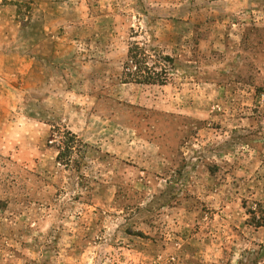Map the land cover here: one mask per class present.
Returning <instances> with one entry per match:
<instances>
[{
	"label": "rangeland",
	"instance_id": "obj_1",
	"mask_svg": "<svg viewBox=\"0 0 264 264\" xmlns=\"http://www.w3.org/2000/svg\"><path fill=\"white\" fill-rule=\"evenodd\" d=\"M0 56V264H264V0H0Z\"/></svg>",
	"mask_w": 264,
	"mask_h": 264
},
{
	"label": "trees",
	"instance_id": "obj_2",
	"mask_svg": "<svg viewBox=\"0 0 264 264\" xmlns=\"http://www.w3.org/2000/svg\"><path fill=\"white\" fill-rule=\"evenodd\" d=\"M136 69H137V71H142V72L146 73V75L143 76V79L146 82H151V81L155 80L153 77H156L158 75V73L154 72V70L150 67H143L142 68L141 66H136ZM58 142L60 143V145H62L64 147V149L62 150V156L65 159V163L72 162L71 158H69L70 157L69 155H70L71 144L73 142L79 143L77 138H75V135H73L69 131H67V132H65L62 140H59ZM82 146H84V145H82Z\"/></svg>",
	"mask_w": 264,
	"mask_h": 264
},
{
	"label": "crops",
	"instance_id": "obj_3",
	"mask_svg": "<svg viewBox=\"0 0 264 264\" xmlns=\"http://www.w3.org/2000/svg\"><path fill=\"white\" fill-rule=\"evenodd\" d=\"M0 58H2V56H0ZM24 60V59H23Z\"/></svg>",
	"mask_w": 264,
	"mask_h": 264
}]
</instances>
